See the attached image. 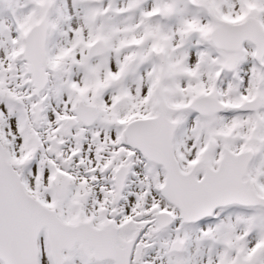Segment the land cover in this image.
<instances>
[{
	"label": "snow or ice",
	"instance_id": "1",
	"mask_svg": "<svg viewBox=\"0 0 264 264\" xmlns=\"http://www.w3.org/2000/svg\"><path fill=\"white\" fill-rule=\"evenodd\" d=\"M0 264H264V0H0Z\"/></svg>",
	"mask_w": 264,
	"mask_h": 264
},
{
	"label": "rangeland",
	"instance_id": "2",
	"mask_svg": "<svg viewBox=\"0 0 264 264\" xmlns=\"http://www.w3.org/2000/svg\"><path fill=\"white\" fill-rule=\"evenodd\" d=\"M67 2H68V5H69V8L71 9L72 5H73V0H67Z\"/></svg>",
	"mask_w": 264,
	"mask_h": 264
}]
</instances>
